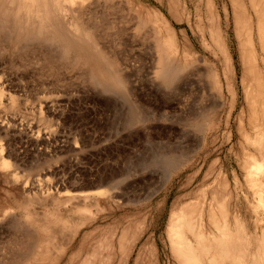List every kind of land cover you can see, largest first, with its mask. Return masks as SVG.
<instances>
[{
    "label": "rangeland",
    "instance_id": "rangeland-1",
    "mask_svg": "<svg viewBox=\"0 0 264 264\" xmlns=\"http://www.w3.org/2000/svg\"><path fill=\"white\" fill-rule=\"evenodd\" d=\"M87 1H90V0H87ZM91 1H94V2L97 1L101 5L104 2L103 7H102L104 9H105V6H107L105 2L111 4L113 1H115L116 2L115 5L117 4V2L118 3L121 2V4H123L122 8L126 12L125 13L124 11H122L124 12L123 14L129 15L130 13L131 14L134 13L133 15L138 17L136 18L132 15L134 18H136V19L133 18L134 20L133 25L136 24V22H139L141 20L138 15L139 14L138 9L148 8L151 14H153L154 11L158 10L157 12L162 14V16L160 15L159 20H158L159 22L157 21L158 18H155L156 21L158 22L157 25L159 24L158 26L161 27L160 28L161 30H163V28L165 27L163 32L165 31H168L169 33L173 32L174 37H175L173 39H176L175 42H173V39H172L173 35L171 33L170 35H168L169 33L167 32L168 33L167 34L165 32L166 34L164 38L167 39L166 35H168L169 37L171 36L170 38L169 37L168 38L173 42V43L170 42V40L168 39L169 43H171L168 46L172 45V48H170L167 46V44L169 43H164L166 41L162 35V38L164 39V42L162 41V44L164 45V47L167 46L168 48L173 49V52L174 50L176 51L175 52L176 54L175 53L171 54L172 58L175 55V58L173 60H176L177 56H178L177 59H179L184 55V57H186V62L184 61L185 58L183 57L182 63L184 61V64L186 63L187 66L189 64H192L191 66L189 65L188 67L189 69H194L192 70L193 72L196 70L195 73H197V69L201 67L200 65L204 64L203 66L205 65L208 66V63L209 65L210 63H214L212 64L214 70L218 72L219 76L221 77L223 76L222 77L223 79L227 75H228L227 77H229V72L233 71L236 74L235 75L236 77L234 78L235 80L232 81L233 78H231V76L229 78L232 81L231 82L232 86L235 87V89L237 88L238 90V95L236 99L238 102L236 101L237 103H236V108L234 110V113L238 114V111L241 112V109L243 108V114L245 117H247L248 106L246 105L247 102L246 100L244 101L243 95H242L241 70H240L241 64L238 61V58H239V54H238L239 44L238 43L240 40L239 38L242 39L243 36L242 37L240 36L239 38L238 36L242 35L243 33L245 34L250 33L249 35L251 36L254 35L252 36V38H254L253 39L254 48L256 51V48L259 42V40H257L259 38L258 36L259 32H257L258 31L257 30L258 21H256L257 20L256 18L259 19V17H261V15L264 12L263 10L264 0H254V1L253 0H234V1L233 0H91ZM158 1L160 2L163 1V4H160ZM240 1H242L243 3H241ZM167 3H173L172 5L173 6L175 5L173 9L175 11L176 17L174 16L172 17L171 14H169L170 12L166 10ZM242 4L245 6L244 7L246 9L245 11H244V8L242 7L243 6ZM235 5H238V6H235ZM239 5H241L240 8H239ZM250 5L253 6V9H251L252 7ZM116 6L118 7V9L121 8L120 7L121 5L120 6L116 5ZM233 6L235 8L238 7L239 11L237 8H236L237 10L235 8L234 10H232ZM241 7L243 10H240ZM258 8L261 10L260 12L258 11L259 10ZM106 9H105L106 10L105 12L108 13L106 15L108 16L109 14L111 15L112 12H110L108 8ZM231 10L233 12H231ZM237 12L239 13L238 16L235 14L232 15V13H237ZM255 12L258 17L255 16L256 15ZM131 14L129 15V17L132 20ZM234 15L237 18L235 17L232 18V16ZM239 15L241 17H239ZM109 17L110 18L113 17V13ZM162 17H164L165 19ZM153 18H154V14H153L152 19ZM238 18L243 20L241 21L244 23L243 25L239 24L240 20L238 24L236 23L235 25V22H236L235 19H238ZM137 19L139 21H137ZM212 19H213V23H212ZM160 21L162 22L167 21L168 23L167 22L166 23L169 26H171V30L169 27H168L169 28L168 30L166 26H164L165 23L160 24L161 23ZM210 21L211 23L209 24ZM250 21L252 24L251 27H249V25H251L249 24ZM131 24L130 25L129 23L127 24V26L128 25L130 26V28L128 29L134 30V27H132ZM146 25H148V27L145 26L146 28H148V30L150 29V31H154V32L156 31V30H153L155 28H154L153 23H151L150 21H148V24L146 23ZM237 25H238V28L241 26L243 27V29L241 27L239 28V30L241 31L234 29L235 27L237 28ZM245 25L248 26L249 29H247ZM255 25H257V29L255 28L256 27ZM145 27L143 30H141L142 28L139 29L137 28V25H136L135 30L134 31L132 30L133 31L132 33L134 34L132 35V40H133V37H135V35L138 34L137 37H135V40L133 41L134 43L132 42L130 38L131 34L129 35V31L128 32L126 31L128 34L127 35H125L124 33L123 34L124 36L129 38L130 40L129 43L127 42L128 41L127 38L124 37L127 40L125 41V39L123 38V34H122L121 35L122 37L121 36L119 37L120 39H124L123 42L122 40H120L119 42V40L117 39L119 37H117L113 41L112 39L114 38L110 36L109 41L108 39L106 40V38H103V39H100V42H99L101 43V45L98 44L99 46H103L102 44H104L103 48L104 47L106 48V45H108L107 49H105V51L107 50L108 54L109 52H111L109 51L110 49L112 50V52L115 51V49H117L116 51L117 53L119 52L118 54H116V52H113V53L111 52L110 56L113 55L112 56L113 59H116V58L118 59L117 61L115 60V62H117L116 64H121L120 65L121 67L119 68L118 67L119 65H117V67L120 69L121 72L123 70V72L126 73V74L124 73L126 78L129 76V78L127 79V82L129 85L128 84L127 85H128V88H130V90L126 88V91H124L125 96L123 92H121L123 94L119 92L120 95L118 92H115V93L111 92V94L106 91L103 92V90L99 86L97 85L95 86L94 84L93 86L92 83L86 82L83 79H82V82L86 84L88 83L89 85L81 83L80 79L83 78L81 76L83 72V68H81L80 66H75V65L73 66L68 61L61 59L60 52L62 51V49L60 48L62 47L59 46L57 43H56L57 44L56 46L54 45L55 43L53 44L51 42V44L54 45L52 46L54 51L57 50L56 53H54V51L53 52L50 51L49 48H52V47H49L50 46L49 43L48 45L46 43L45 44L41 43L42 41L41 42L38 41L37 47L39 48L37 50H41V51L34 50L35 53L38 52V55L35 54L34 51H30L29 53V51L24 50L22 54L21 52L18 53L19 50H17V53L20 54V55H17V57L15 53H13V52H16V50L13 51L14 50L13 48L8 47L7 45L6 46L4 45V46L8 49L4 48V46L0 47L3 50L2 51L0 49V54H2L0 55V57L2 56L1 57L2 59H0V63H1L0 64V90H2L1 94L4 91L3 93L4 95L3 94L1 95L0 123L3 122V120L7 122V124H5L6 122H3L4 125H7V128H2L0 126V157H1L0 160L2 159V157L8 160L7 162L8 164H6V166L0 167L1 168L0 169V196L2 195L0 197V202L2 200L0 204L3 203L2 206H0V209H1L0 210V236H2L0 237V240H1L0 252L2 251L1 252L2 254L0 253L1 254L0 264H6V262H2V259L3 261H6L5 259L10 260V257L12 255L7 252V247L11 245V242H9L10 240L7 241L10 231H13L14 229V231L11 232L9 236L11 235L17 236V233L19 236H21L22 235L21 232L25 228L24 226H23L24 228L22 227V223L23 222L25 223V221L24 220L22 221L21 220L22 218H18V217L24 218L25 212L28 210L27 208L32 209V207H34V210L36 211V213L37 212L39 213L38 208L41 207L40 213L42 212V214H44L45 211L48 214L47 208L49 207L51 208V210L53 209V207L50 206V204L53 205L52 204L53 201L49 200L50 198L48 199L49 200L48 201L45 196L46 193L48 192L52 193V195L54 194L53 196H51V198L52 197L55 198L54 197L55 195L56 197L63 198L64 196H68L70 194L83 193L87 191L88 189L89 190L92 189L91 187L86 186L87 183H90V181L93 182V181H97L98 179L99 180L109 179L110 181H112L114 177H118L119 179L123 177L124 179L121 180L122 179L121 178L120 182L124 183V186L126 187V190H127V194H129L135 200L140 199L141 195H142L141 198H143L147 194V192L150 193V194H147V196L148 195L149 196L144 202L138 201L139 205H138V202H135V204L132 203L130 205L126 204L120 208L114 209L113 212L115 211L116 212L110 213L109 216L105 220H101L102 222L96 221L91 226H86V227L81 228L80 230L81 239L80 240H82V243L79 240L80 238V235H79V237H77L76 239L77 241L75 240V244L76 243L77 245L79 244L83 245L84 243L85 244L84 246H82V248H80L81 250H79V253H77V256L75 255L76 257L75 256L73 257L76 259L72 258L73 261L71 260V262L67 264H79V262L80 264H82L83 262L82 257L85 261H87V264H91V261H93L92 264H97V263L100 264V260L101 261L106 260L107 264L117 263L118 258H119L118 257L119 254L117 250H119L120 246H119V242L116 241L118 240L116 236H119L118 235L119 231L122 229L123 226H125L124 225L125 223L129 224L131 221H133L132 222V225H133L134 221L136 220H138L139 223L136 221V223L134 224L137 225L138 223L140 225V228L142 226V229L145 228V230L142 231L141 229L142 233L140 235V238L137 240L135 244L136 247L134 248V252L130 256L131 259L128 262L126 261V264H132L133 258L139 248L138 246H140L141 243L147 239L152 241L153 245L155 246L154 248L156 252L157 264H175V263L180 264V261L172 254L171 246L169 244L170 242H168L169 239L167 240V237H168L167 235V223L168 222L167 221L170 217L171 211L173 210L172 208L173 206H175L177 210V208L179 209L184 204L183 202H185L186 200L193 201L198 198V195L202 190H201L200 184H198V181L194 180V177H195L197 168L200 167L199 165H204L200 173V175L201 174L203 175L204 170L206 168L205 165L208 164V162L210 163L211 160L212 161L214 159L216 160L218 157V159L215 162V167L218 170L222 169V172H225L224 170H227V172H230L229 173V183H230L229 189L232 191L231 193H233V195L236 196V193L241 190L240 186L244 187L243 185H240V183L244 184L245 182V179L243 178L244 177L243 172L240 168L239 159L237 158L236 154H234L235 153L234 151H236V148H239L238 138L235 135L233 139H231L232 141L231 140L226 141V137L224 136L227 133L226 130H228V134H229L231 129H234V127L237 126L236 124H238L239 122L238 115L236 116L233 113L232 117L234 115V118L231 117V120L233 119L231 121L232 123L230 122L231 124L228 126L226 125V123L225 124L223 123V120L225 119H223L222 116L224 117L226 115V111L230 107V106L228 107V105H231V102H232V97L229 96V94L227 93L224 94L225 100H226L224 101V104H227V103L228 104L223 105V107L222 106L220 107L219 113L221 112L222 114L220 113L219 115L218 113L219 117L218 115L215 116V120L218 119L217 122H219L218 123L219 127L217 131L215 132L216 133L215 142L210 147L211 155L209 154L206 157L207 159H204L205 157L202 155V152H200L199 153L200 155H196L195 157L192 158V161L194 164L192 169L178 171L174 173L173 176L167 182H165V184L162 183L163 182L162 180L164 179V175H165V171L163 170V168L166 169V166H165L166 156L165 155H167V153L169 154L168 151H173L174 149L178 150L179 152L174 150V152H176L178 155L180 154V149L182 150L183 148H185V146H187V144L190 142L189 140L194 141L193 136L191 139L189 137V135L194 133L193 131L194 128L192 132L189 131L193 126L189 124V121H188L189 119L187 118L189 117V115L191 116V113H192V112H189L188 110L191 111V109L194 106L197 108L196 100L199 101L200 98L198 97L196 98L194 95H191V94L192 93L197 94L194 88L196 87L198 88L200 86L198 83L199 81L198 82L196 81L198 80V78L195 79V77H198V75H194L195 73L193 74L192 72L190 74H193V76H191L190 78L189 76L187 77V79H189L188 80L189 86L187 85L188 81L185 82L186 85L184 84L183 82L184 80L181 81L183 82L182 86L180 84L181 82H179V84L177 85V87L179 86L178 88L181 87L180 88V90L182 89L181 91H183L184 89L182 87H186V86H188L189 88L192 87V90L189 88H185L184 91L186 90L185 91L186 94L185 93L183 94L181 91H179L177 87L174 88L175 92L173 91V89L172 90L170 89L171 93L174 92L173 94L167 91V87H164L163 84H161L159 80H157L154 77L153 70L155 69V67H153L152 69V66H153L152 63L154 64L155 62H152V59L154 58V60H156L155 57L157 56L156 54H158V52L156 51L158 49L157 48L155 49L156 41L153 42V40H155L156 38H151L152 41L150 39V36L154 34V32L148 33V31H144ZM250 28H253V29H250ZM139 31L148 33L149 36H147V34H144V33H142L141 35L140 34L141 32ZM143 34L147 36L145 37V40H143L144 38ZM236 34L238 36H236ZM245 34H243L244 37L245 36L247 37L245 38L243 37V40L241 41H244V39L246 40L249 37L247 34L246 35ZM155 35L156 34H154L153 36L156 37ZM235 36L237 39L235 38ZM141 39L143 41H141ZM219 39H222V41ZM116 40H117V45L120 44V46L119 45L117 47L115 46ZM217 40L219 42H217ZM124 41L128 46H126ZM220 41L222 42L221 44H219ZM246 41L244 42L246 43ZM108 42L113 43L114 45L112 44L110 45ZM174 44H176L175 46H177L176 47L177 50ZM225 44L227 47L225 46ZM246 44L245 46H249ZM46 46H48L49 48ZM55 46L56 48L57 47H60V48L56 49L54 48ZM37 47L35 44V49ZM43 48L45 49V51L49 50L50 52L49 51L47 52L51 54L53 53V55L57 54L58 56H55L57 57L56 62L62 61V62H59L61 65L56 66V65H59V63L56 64L55 62L54 64L53 62L50 65H53V64L54 65L53 66L49 65V67L51 68L49 69L47 67L46 69L44 66L46 65V63H44V56L42 55L43 52L45 53L44 50L42 51ZM185 50H186V53H188L189 55L186 54L185 56V54L182 53ZM252 50H253V47H252ZM5 51H8V52L6 53ZM257 51L258 52H256V56H257V53L259 55V48H257ZM27 52L31 54L30 55L31 57H27L29 55V54L26 55ZM39 52H40V55L43 56V57L42 56L40 57H42L43 59L39 58ZM168 52H171V51H168ZM5 53L8 54L9 56L8 55L5 56L6 55ZM33 53L39 59H41V60L38 59L39 62L37 61L36 57H33L34 56L32 55ZM194 53H195V56L193 58ZM21 54H22V57L24 56L25 58L27 57L28 59L30 58L31 60L29 59L30 60L29 61L27 60V58L24 60V57H23L20 61H17L16 59L19 56L21 58ZM226 54L228 55V59L231 62L229 64L230 66L228 67L226 63ZM115 55H118V56H115ZM190 55H192L191 58L193 59L196 58L195 64H193L194 63L193 59L191 60L193 63L191 61H190L191 63L189 62ZM198 55H200L201 57L200 56L198 57ZM4 56L5 58H7L8 61L4 58ZM188 58H189L188 60L189 64L187 62ZM257 58L259 62V60H261L260 59L261 57L258 56ZM11 59L12 60L15 59V60L12 61ZM181 59L179 61L176 60V64L184 65L180 63ZM2 60H5V61H2ZM199 60L202 63L199 62ZM204 61L206 62V64ZM40 63L43 66H41ZM196 64H197V69L196 67L195 68L193 67ZM215 64L217 65L215 66ZM259 64L260 63H258V65ZM246 65L250 66L251 61L247 63ZM68 66L70 70L68 69ZM42 67H44L47 72L45 71V69L43 70ZM52 67L53 68L58 67V69L54 68L53 70ZM59 67H62L61 68L62 70L59 69ZM64 67L65 69H68V70H64ZM55 69L58 71H56ZM225 69H227V71L229 72L227 73ZM67 71L69 72L72 71L71 73H75V74L79 72L78 74H80V77L78 74H77L78 76L77 75L75 76V74H71ZM223 72H224V75H223ZM231 72L230 74L233 73ZM249 75L250 74L248 73L246 75V78H249ZM192 77H194L193 80L195 79L194 80L195 83H193V80L191 81ZM205 79L207 78L202 79L203 80L202 82H204V84L208 82V80H206L207 81L206 82ZM249 79L247 80V82H249ZM233 82L235 83V85H233L234 84ZM190 83H193L195 85L190 84ZM177 89H178V93H177ZM187 89L192 91L191 94H188L190 93V91L188 92ZM214 91H212L211 93L213 95L208 93L207 97L210 98V99L208 98L209 100H211L212 98L213 99L215 98L216 101H218L217 100L219 99L218 94H215L218 91H215V92ZM179 92H181V95ZM208 92H210V90ZM198 95L199 94H197L196 96ZM168 96H170L172 100L169 99ZM192 96H194L195 98ZM227 96L230 98L227 99ZM165 97H167L168 100H171V101H168L167 98ZM184 97H186L185 101H187L188 99V102L186 103H184L185 101L181 102V100H184ZM235 98L236 97L234 96L233 101H235ZM192 99H194L193 101L196 102L195 103L196 105L194 104L193 107H192V104L194 102L191 103ZM166 100L172 105L171 104L167 105L169 104L167 102L164 103V101ZM201 101H199L200 102V104H198L199 107H201V104L203 103V100ZM229 101L231 102L229 103ZM135 104L142 110L137 109L138 107H136ZM182 104L184 106L183 107L184 113L180 112L182 111V108H181ZM185 106L187 108H185ZM129 108H131L133 112L139 110L138 112L140 113V115L142 114L143 118H141V116L138 113L140 117H137L138 119L133 118L135 120H131L132 110H130ZM195 109L194 108L192 109L193 113L196 112ZM221 109H224V110L221 111ZM140 110L142 113L140 112ZM184 110H186V112ZM128 112H130V114ZM179 113L182 114L183 116L182 115L180 116ZM185 113L186 115L189 114L187 115V118L185 117L187 119L185 121L186 123L183 121L185 118L182 120V117L186 116L184 115ZM170 115L173 117H171ZM178 115L181 117V119L180 117H178ZM128 117H129L131 124L128 122ZM169 120L170 122H168ZM133 121L135 122L133 123ZM180 122L181 124H184L183 127L184 129H186L185 131L182 130L181 127H179V125L181 126V124H179ZM166 124H170V125L173 124V126L171 127L169 126L171 129L168 130L169 127L167 128ZM187 126L191 128L188 129ZM179 131L182 133H180ZM187 131L190 133L189 135L185 134ZM183 133H184V136L180 135ZM185 135L189 137V139L188 137H186L188 140L185 138ZM193 135H195V133ZM168 137L170 140L168 139ZM166 139L169 141H167ZM184 139H186L185 144H184ZM165 140L167 143L166 142L163 143V141ZM192 143H189V144L191 145ZM218 143H221V144L219 145ZM165 144L168 145L169 148H167ZM162 145L164 146L163 148H162ZM229 145L231 146V148ZM227 147H229V149ZM166 148H167V151H166ZM161 149H163L162 153H160ZM227 149L230 151H228ZM164 150L167 153H163L165 152ZM225 156L227 157L225 158ZM153 157L154 158L156 157L155 159L157 161L153 160L154 159ZM160 157L162 158L160 159ZM201 157H204V158L201 159ZM220 161L222 162V164L225 163V165H223V166H226L225 168L221 166ZM37 163L39 164L41 163L40 164L41 166H39V164ZM217 165H219V168ZM236 166L237 167L239 166V167L237 168ZM1 172H3V175L1 174ZM7 173H10L13 175L16 174L17 177L15 179H17L16 180L17 182H15V180H12L13 177L10 178L11 180L9 178H6V176H8L6 175ZM112 173L115 176H113ZM10 174L8 177L12 176ZM233 175H236V176L233 177ZM111 176H112V179H110ZM6 181L8 182L6 183ZM5 185H7V189H8L7 191L10 192V196L8 195L9 192H7L6 190L5 191L7 193H4L5 192L4 189H6ZM156 185H158L159 188L156 187ZM210 185H211V180L205 183L203 186L204 188H206V186L209 187ZM1 186H3L2 189L4 187L5 188L2 190ZM120 187L116 189L120 190ZM152 188L153 189L156 188V189L153 190ZM12 189L13 190L16 189L17 192H14ZM26 189L29 191V192L27 191L29 196L27 195ZM38 191L41 192V194ZM33 193L34 195L37 194L38 196L37 197L34 196ZM42 193H44L45 195ZM188 193L189 195H187ZM13 194H16V196ZM30 194L33 195V196L31 195L32 196L31 198H29ZM133 194L134 195L136 194V196H134ZM248 195H249L248 198L251 201H253L254 198L253 200L251 199L252 194L249 193ZM22 196H23V200H22ZM39 196L43 197L46 203ZM234 196L233 198H235ZM33 197H36V198H33ZM27 198L28 200L34 199L36 201V202L34 201L36 204H33L34 202H32V200H29V201L25 200ZM16 199H18V201L20 200L19 205L22 204L21 206H18V209H17V206L15 207L16 205L15 202H18L16 201ZM50 201L52 203H49ZM209 201H210V197H207V202ZM27 202L31 204L29 205ZM37 202L38 203L41 202L42 206L38 204ZM199 202L200 203L198 204V206L201 207V204L203 205L204 203L202 201H199ZM44 204L45 205L47 204V206H43ZM191 205H195V204H191ZM5 206L6 207L8 206V207L5 208ZM141 206L143 207L141 208ZM42 207H43V211H42ZM115 207L117 206L115 205ZM44 208L47 210H45ZM50 208H49V211H50ZM19 210L23 212V214ZM228 210L231 216L232 213L234 212L232 204L230 205V208ZM145 211H146V214L144 213ZM42 214H40V216L46 215V214L44 215ZM144 214H145V217H144ZM248 215H249L248 216L249 224L247 225V228L249 230V233L251 234L253 230V225H254L252 221L254 222L256 216L250 215V214ZM2 216L6 218H3ZM16 221H19V222H16ZM13 222H16V224H13ZM260 222H263V220L262 221L260 220ZM19 223L21 225H19ZM1 224L3 225L1 226ZM8 225L11 228H9ZM259 225H260L259 227V230H260L262 223H260ZM5 226L7 228H5ZM20 226H21V229H20ZM15 227L19 231L15 229ZM140 228L139 226L138 228L134 227L135 229L134 232H137V230ZM82 232L83 234H85L84 232H86L85 239L84 238L82 239V236H83ZM105 234L108 237L105 236ZM102 236H104L105 238ZM11 237H9V239ZM2 238L6 239L7 242L4 240V243H3ZM101 240L102 242L104 240L103 242L104 245L101 242L100 248L97 249ZM105 241L106 243L108 242L107 245H105L106 244ZM2 243L4 246L2 245ZM109 246L111 248H109L108 250L107 247ZM117 247L118 249H116ZM101 248L103 249L100 250ZM113 248H114L113 254L115 255L114 256L115 259L113 258L112 254H109L106 257V254H107L106 250L110 251ZM112 252H108V253H112ZM4 254L5 255L7 254L6 256L8 258H6ZM88 254L90 255L89 257H88ZM103 255L105 257H103ZM86 256H87V259H85ZM108 257H111L112 260L111 258H108ZM97 258H99V261L97 260ZM109 259L112 262H109Z\"/></svg>",
    "mask_w": 264,
    "mask_h": 264
},
{
    "label": "bare ground",
    "instance_id": "bare-ground-1",
    "mask_svg": "<svg viewBox=\"0 0 264 264\" xmlns=\"http://www.w3.org/2000/svg\"><path fill=\"white\" fill-rule=\"evenodd\" d=\"M233 1H231V2H233ZM95 2H97V1H95ZM95 2L91 1V0L90 1H87V0H82V1H80V0L79 1L78 0L77 1H75V0H0V47L7 45L8 47L13 48L14 49L13 51L16 50V52H13L12 50L11 51L13 53H15V55L17 57V55H20L18 53L19 52L22 53V52H24V50L29 51V53H30V51H34V50L36 51L39 48V47H37L38 41H40V42L42 41L41 43H44V44L49 43L50 44L49 47H52L54 45L57 46V44H58L59 46L62 47V48L57 47L58 49L59 48L62 49V51L60 52L61 53L60 54L61 59L68 61L73 66L75 65V66H80L81 68H83V72L81 70V72H82L81 76L83 78H81V79L79 78L81 83H84V82H82V79H83L86 82L92 83V85L94 84L95 86L96 85L99 86L103 90V92L106 91V92H109L110 94H111V92H114V93L115 92H118V93L123 92L124 93V91H126V88L130 90V88H128L129 84L127 82V79L129 78V76L126 78L124 75L125 72H123V70H122L123 73L120 71L119 68L121 67L120 66L121 64H116L117 62H115V60L117 61L118 59L117 58L113 59V57H112L113 55L110 56V53L112 52V50L111 49L109 50V51H111V52H109V54L107 53V50L105 51V49H107L108 45L105 44L106 48L105 47L103 48L104 44H102L103 46H99L98 44L101 45V43H99L100 39L106 38V40L108 39V41H109V37L111 36L112 38H114V39H112L114 41L117 37L121 36L123 33L125 35H127L128 31H129V35L131 34L130 38L132 40V35H134L132 32L135 30V26L137 25V28H139V29L142 28L141 30H143L145 26L148 27V25H146V23L148 24V21H150L154 25L155 29H153V30H156V31L155 32L150 31V29L148 30V28H146V27H145L144 31H148V33L154 32V34H156L155 35L156 37L153 36L154 34H152V35L150 34L152 36V37L150 36V39L156 38L155 40H153V42L156 41L155 49L156 48L158 49L157 51L154 50V51L158 52V54L155 53L157 55L155 57L156 60H154V58L152 59V62H155L154 63L155 65L153 63H152L153 66L151 65L152 69H153V67H155V69L153 70L154 77L157 80H159V82L161 84H163L164 87H167V91L170 92V89L171 90L173 89V91L175 92L174 88L177 87L179 82L184 80L183 82L185 84V82L189 80V79H187V77L189 76V78H190L191 76H193V74L195 73L196 70L193 72L192 70H194V69H189L188 66L192 65V64H189V62L194 58L195 53L193 55V58H191L192 55H190L189 56L190 60H189V58L187 59V62L189 60L188 66L186 63H185L186 65L184 64V61L186 62V57H184L183 54H185V56H186V54H188V53H186V50L184 51L185 53L182 52L183 56L182 57L180 56L182 59L181 58L177 59L178 56L176 58L177 61H179L181 59L180 63H182V60L184 57L185 60L182 63L184 65L176 64V60H173L175 58V55L173 56V58L171 55V54H174L176 51L174 50V52H173V49H170V48H172V45L168 46L171 44L168 41V39L171 37V36L169 37L168 35H170L171 32L169 33L168 31H165L166 33L167 32L169 33V34L167 33L168 35H166V37H167V39H166V38H164L166 33L163 32L165 27L163 28V30H161L160 29L161 27L158 26L159 24L157 25V23L159 22L158 20H159L160 15L162 16V14L157 12L158 10L154 11L155 13L153 12L154 18L152 19L153 14H151L149 12L148 8H145V9H138L137 8L138 13H139L138 15H139V18L141 20L139 21L137 19V21H139V22H136V24L133 25V23H134L133 18L136 16L133 15L134 13H132V14L130 13L131 18H132V20H131L129 17L130 10L128 12L129 15L123 14L125 12V10L122 8L123 4H121V2H119L120 4L118 2L116 4L118 6L121 5L120 6L121 8H119V9L115 5V3H116L115 1H113L112 3L110 2L111 4L105 2V4H107V6H105V9L108 8L110 10V12L113 13V17H111V18L109 16H111L112 13H111V15L109 14V16H108V15H106L108 13L105 12L107 9L105 10L104 8H102L104 2L102 5L98 2H97L98 4ZM158 2L160 4H163V1L162 2L158 1ZM240 2L243 3L242 1H240ZM233 3H235V2H233ZM172 4L173 3H167L166 4L167 9L166 8L165 9L168 10V12H170L169 14H171L172 17L173 16L176 17L175 11L173 9L175 7V5L173 6ZM235 6H238V5H235ZM240 6L241 5H239V8H240ZM250 6L252 7L251 9H253V6L252 5H250ZM100 7L102 8V10ZM230 7H231V5H230ZM242 7L244 8L245 6L243 5ZM242 7L240 10H243ZM234 8L235 7L233 6L232 10H234ZM236 8L239 11V8L238 7H236ZM98 9H100L101 11ZM232 10H231V12H233ZM245 10L246 9L244 8V11ZM122 11H124V12H122ZM213 11H214V9H213ZM258 11L260 12L261 10L259 9ZM135 13H137V12H135ZM225 13H226V11H225ZM233 14L238 16L239 13L238 12L232 13V15ZM255 14H256V12H255ZM263 14H264V12H263ZM263 14L261 15V17H259V19L258 18H256L257 20L255 19L256 21H258V23H257L258 29H257V25H255L256 27L254 26L258 30L257 32H259V35H258L259 38L257 39L260 42V43L258 42V46H257V48H259V55L257 53V56H256V52H258V51H257V48H256V51L254 48V40H253L254 38H252V36H254V35L251 36V35H249L250 33H248V34L246 33L249 36L246 39L247 41L244 39V41H246V43H248V44H246L244 41H241V40H243V37H244L243 34H245V33H243L242 35H239V36L236 34V36H238V38L240 36L241 37L243 36L242 39L241 38H239L240 40L238 39L239 40V43H238L239 44L238 45L239 46L238 61L241 64L240 70H241L242 95H243L244 101L246 100V102H247L246 105L248 106L247 117H245L243 114V108L241 109V112L238 111V114L234 113V110L236 108V103L238 102L236 100L237 95H238V90H237V88L235 89V87L232 86L231 82L235 80L234 78L236 77L235 76L236 74L233 71H232L233 73L230 71L232 73V74H230V72L227 71V69H225L227 71V73L229 72V77L231 76V78H233V80L231 81L230 78L227 77L228 75L224 79L222 78L223 76L221 77L218 75V72H216V70H214V68L212 66V64H214V63H210V65L208 63V66H206V65L203 66L204 64L203 65L199 64L201 66V67L198 66L199 70L197 69V64H196L195 66H193L194 68L196 67V69H197V73H195L194 75H198V77H195V76L194 77H195V79L198 78V80H196V81L197 82L199 81L198 83H199L200 87H198L199 90L197 87H196L197 89L196 88H194V89L196 90L195 92H197V94H199V95L196 96L197 94H195V93L191 94L192 91H190L188 89L187 90H188V92L190 91V93H188V94L194 95L196 98L197 97L200 98L199 101L203 100V103L201 104V107H199L198 104H200V102L195 99L197 101V105H196L195 104L196 102H194L193 101L194 99H192L191 103L194 102L192 104V107L195 104L198 109L194 106L193 108L194 109L196 108L195 109L196 112L193 113V111H192L193 108L192 109L190 108L191 111L190 110H188V111L192 112L191 116L189 114H187V115H189V117L187 118V115L185 113L184 115H186V116L182 117V120L185 117L187 119H189L188 120L189 124L191 126H193L192 128L190 127L191 129L187 126L188 129H190L189 131L192 132V130L194 128L193 131H194L195 135H193L194 133L189 135L190 133L188 131L185 133L186 135H189L190 139L193 136L194 141L189 140L190 141L189 143H192V141H193V143H192L193 145L191 144L192 145L191 146L187 142L190 146L187 144V146H185V148H183L182 150L180 149V154L177 155V153L174 152L175 149L173 151H168L169 152V154H168L166 151H167V148H169V146L165 144L167 146V148H166V151L164 150L165 152H163V153H167V155H165L166 156V161H165L166 162V165H165L166 169L163 168V170L165 171V175H164L163 180L161 178V180L163 181L162 183H164V184L173 176L174 173H176L178 171H182V170L192 169L194 166L192 158L195 157L196 155H200L199 154L200 152H202V155L205 157V158L201 157V159L202 158L207 159L206 157L211 152L210 147L213 145V143L215 142V139H216V136H215L216 133L215 132L217 131V129L219 127V124H218L219 122H217L218 119L215 120V116L218 115V113L220 111L219 109L221 106L223 107V105L228 104V103L224 104V101H226L224 94L227 93V94H229V96L232 97V102L229 101V103L231 102V105H228V107L230 106L228 108V110L226 109L227 111H226V115L224 116L225 118L222 116V118L225 119V120H223V123L224 124L226 123L227 126L230 125L232 123L231 121L233 120V119L231 120L233 113L236 116L238 115L239 122H238V124H236L237 126L235 125L236 127H234V129H231L229 134H228V130H226V132H227L226 135L227 134L228 135L227 136L224 135V136L226 137V141L233 139V137L235 135L238 138L239 144L238 143L237 144L239 145V148H236V151H234L235 152L234 154H236L237 158L239 159L240 168L243 172V176H244L243 178L245 179V182H244V184L240 183V185H243L244 187H241L239 185L241 190L236 193V196H234L233 193H231L232 191L229 189V187H230L229 173L230 172H227V170H224L225 172H222V169L218 170L215 167V162L218 159L217 156H216L217 157L216 160L215 159L213 161L211 160L210 163L208 162V164L205 165L206 168L204 170L203 175L202 174L200 175V173H201L204 165H199L200 167L197 168L196 174L194 173L195 174L194 180L198 181V184H200V187L202 190L198 195L199 199L197 198L196 200H193L194 202L192 200H190V201L186 200L185 202H183L184 204L182 203L183 205L179 209L177 208V210H176V207L173 206V204H172L173 210L171 211L170 217L167 221L168 222L167 223V235H168V237L167 236L166 237H167V240L169 239L168 242H170L169 244L171 246L172 254L180 261V264H264V16H263ZM135 15H137V14H135ZM226 15H227V13H226ZM235 15L232 16V18H234ZM255 16H257V14ZM239 17H241V16L239 15ZM136 18H138V17H136ZM136 18H134V19H136ZM155 18H158L157 19L158 22L156 21ZM162 18H164V17H162ZM235 18H237V17H235ZM243 18H244V16H243ZM209 20H210V18H209ZM235 20H236L235 25H236V23L238 24L239 20H240V22H239L240 25L244 24L243 22H241L243 20H241L239 18L235 19ZM244 20H245V18H244ZM160 22H161L160 24L165 23L164 26H166V28L168 30H169V28L171 30V26H169L167 24L168 23L167 21H165V22L160 21ZM253 22H254V20H253ZM128 23H129V25L132 23L131 26L134 27V30L132 29L133 31L128 29V28H130L129 25L127 26ZM210 23H211V21L209 22V24ZM212 23H213V19H212ZM249 24H251V21ZM246 25H245V27L247 29H249L248 26H246ZM251 26H252V24L249 25V27H251ZM239 28L237 25V28L235 27L234 29L241 31V30H239ZM241 28L243 29V27H241ZM250 29H253V28H250ZM160 31L162 32V34ZM139 32H141L140 33L141 35H142V33H144V34H147V36H149L148 33H145L143 31H139ZM234 33H236V32H234ZM251 33H253V32H251ZM124 34H123V38L124 37L127 38L128 41L125 38L124 39H125V41H127L129 43V41H130L129 38L124 36ZM135 34H137V33H135ZM171 34L173 35L172 39L175 38L174 33L172 32ZM218 34H219V32H218ZM137 35H135V37H137ZM162 35H163V38L165 39L166 42H164ZM140 36H139V38H140ZM147 36L144 35L143 40H145V37H147ZM236 36H235V38H236ZM135 37H133L132 42L135 40ZM245 37H247V36H245ZM139 38H137V39H139ZM216 38H218V37H216ZM117 39L119 40V42H120V40H122V42L124 40V39H120V37ZM143 40L141 39V41H143ZM175 40L176 39H173V42H175ZM219 40L222 41V39H219ZM125 41H124V43H125ZM151 41H152V39H151ZM162 41L164 43H169V44H167V46L170 48H168L166 46V44H165V46L168 49L166 47H164V45L162 44ZM221 41L219 44L222 43ZM51 42L53 44L54 43L55 44L52 45ZM144 42H146V41H144ZM144 42H142V43H144ZM170 42H172V41L170 40ZM217 42H219V41L217 40ZM108 43L110 45L111 44L114 45L113 43H110V42H108ZM35 44L37 47L36 49H35ZM233 44H234V42H233ZM245 44L249 45V46H245ZM118 45L120 46V44H118ZM118 45H117V40H116L115 46L117 47ZM175 45L176 44H174V46ZM5 46H4V48H6ZM56 46L54 48H56ZM123 46H124V44H123ZM126 46H128V45L126 44ZM225 46H226V44H225ZM255 46H256V44H255ZM46 47H48V46H46ZM176 47L177 46H175V48ZM252 47H253V50H252ZM110 48H111V46H110ZM0 49L2 50V48H0ZM6 49H8V48H6ZM49 49L52 52L54 51L53 47L49 48ZM17 50H19L18 53H17ZM43 50L45 51L44 48L42 49V51ZM167 50L171 51L173 53L168 52ZM176 50H177V48H176ZM35 51H34V53H35ZM37 51H41V50H37ZM47 51H49V50H47ZM47 51H45V53L43 52L42 55L44 56V63H46V65H44L45 68L47 69V67H48L50 69L51 67H49V65L52 64L53 62L55 64V62L57 61V57H55V56H58V55L57 54L53 55V53L51 54V53H49L50 51L49 52H47ZM116 51H117V49H115V51H113V52H116ZM5 52L7 53L8 51H5ZM56 52H57V50L54 51V53H56ZM29 53L27 52L26 55ZM34 53L32 55H34ZM118 53L116 52V54H118ZM22 54H21V58L19 56L16 59L17 61H20L24 57V56L22 57ZM35 54L38 55V52ZM0 55H2V54H0ZM7 55L8 54H6L5 56H7ZM30 55L31 54H29L27 57H31ZM42 55H40V52H39V58L43 59ZM5 56H4V58H5ZM40 56H42V57H40ZM115 56H118V55H115ZM199 56L200 55H198V57ZM258 56L261 57L260 58L261 60H259V62H258V58H257ZM1 57H0V59H2ZM13 57H14V55H13ZM33 57H36V59L38 61L39 58L36 55H34ZM26 58L24 57V60ZM5 59L7 60V58H5ZM29 59L27 58V60H29ZM36 59H35V61H36ZM41 59H39V60H41ZM14 60H12V61H14ZM193 60H194L193 61L194 63L192 61L191 62L193 64H195L196 58ZM2 61H5V60H2ZM250 61H251V65L250 66L246 65ZM59 62H62V61H59ZM59 62H56V64H58ZM199 62H201V61L199 60ZM22 63H21V65H22ZM226 63H227V67L230 66L229 64L231 62L229 61L227 54H226ZM258 63H260V64L258 65ZM205 64H206V62H205ZM40 65H41V63H40ZM53 65H50V66H53ZM60 65L61 64L59 63V65H56V66H60ZM117 65H119L118 66L119 68L117 67ZM216 65L217 64H215V66ZM41 66H43V65H41ZM231 66H232V64H231ZM42 68H43V70L45 69L44 67H42ZM54 68H56V67H54ZM54 68H53V70H54ZM61 68L62 67H59V69H61ZM46 69H45V71H46ZM56 69H58V67ZM68 69L70 70L69 66H68ZM68 69H65V67H64V70H68ZM56 71H58V70H56ZM67 72H69V71H67ZM71 72H69V73H71ZM192 72H193V74H190ZM248 73L250 74L249 75L250 79L246 78V75ZM71 74H75V73H71ZM77 74H75V76ZM237 74H238V72H237ZM78 75L80 77V74H78ZM223 75H224V72H223ZM72 76H74V75H72ZM194 77H192L191 81L193 80ZM204 78H207V79H205V81L208 80V82L206 81L207 83H205V84H204V82H202L203 81L202 79H204ZM248 79H249V82H247ZM129 80H131V79H129ZM194 80H193V83H195ZM183 82L180 83L181 86H182ZM188 83H189V81L187 82V85L189 86ZM193 83H190V84H193ZM84 84H86V83H84ZM200 84H202V85H200ZM193 85H195V84H193ZM233 85H235V83ZM188 86L182 87V88H184V89L189 88ZM180 88H178L179 91L182 90V89L180 90ZM178 89H177V93H178ZM184 89H183V91H184ZM189 89L192 90V87ZM209 90H210V92H208ZM214 90L218 91L217 93H215V94H218V98H219V99H217L218 101H216V99L215 98L213 99L212 97H211L212 99L209 100L210 98L207 97L208 93L211 94L212 91H214ZM1 91L2 90H0V104H1V95L4 93V91H3V93L1 94ZM183 91H181V92L183 94L184 93L186 94V92H185L186 90L184 92ZM181 92H179L180 95H181ZM120 93H119V95H120ZM123 93H121V94H123ZM173 93H171V94H173ZM211 95H213V94H211ZM124 96H125V93H124ZM194 96H192V97H194ZM234 96L236 97L235 101H233ZM186 97H184V100H181V98H180L181 102L185 101ZM165 98H167V97H165ZM168 98L171 99L170 96H168ZM168 98H167V100H168ZM229 98L230 97L227 96V99H229ZM167 100L164 101V103L167 102ZM171 100H168V101H171ZM186 102H188V99L184 103H186ZM167 103H169V102H167ZM170 104L171 103H169L167 105H170ZM3 106H5V105H3ZM135 106L138 107L136 104H135ZM181 106H182L181 107L182 111H180V112L182 113L184 106H183V104ZM185 108H187V107L185 106ZM199 108H200V110H199ZM240 108H241V106H240ZM129 109L132 110L131 108H129ZM137 109H141V108L138 107ZM188 109H189V107H188ZM141 110H140V112H141ZM222 110H224V109H221V111ZM237 110H238V108H237ZM138 111L139 110H137L135 112H133V110L131 111L132 112L131 113V115H132L131 120H135L133 118H137L140 116H141V118H143L142 114L140 115V113ZM184 111L186 112V110H184ZM128 113L130 114V112H128ZM138 113L140 116L138 115ZM220 113H219V115H220ZM179 115L181 116L182 114L179 113ZM179 115H178V117H180ZM219 115H218V117H219ZM171 117H173V116H171ZM171 117H169V118H171ZM186 118L183 120L184 122L187 120ZM232 118H234V115ZM180 119H181V117H180ZM180 119H179V121H180ZM177 120H178V118H177ZM3 122H6V121L3 120ZM3 122L0 123V126L2 128H7V125H4ZM128 122L130 123L129 117H128ZM134 122L135 121H133V123ZM168 122H170V120ZM5 124H7V122ZM179 124H181V122ZM166 125H167V128L169 126L170 127L173 126V124H171V125L166 124ZM183 125L184 124H181V126L179 125V127H181V129L185 131L186 129H184ZM226 125H224V126H226ZM170 127L168 128V130L171 129ZM182 130H180V131H182ZM180 133H182V132H180ZM180 135L184 136V133L180 134ZM186 135H185V138L188 137ZM189 137H188V139H189ZM168 139H169V137H168ZM186 139H184V144L186 142L185 141ZM222 139H221V141H222ZM166 140L163 141V143H165ZM169 140H167V141H169ZM223 143H222V145H223ZM218 144L220 145L221 143H218ZM227 146H228V144H227ZM163 147L164 146L162 145V148ZM172 148H171V150H172ZM227 148L229 149V147H227ZM230 148H231V146H230ZM162 150L163 149H161L160 153H162ZM219 150H220V148H219ZM175 151H178V150H175ZM228 151H230V150H228ZM226 157L227 156H225V158ZM155 158L153 160H156ZM161 158L162 157H160V159ZM199 158H200V156H199ZM7 162H8V160H6L4 157H2V159L0 160V167L6 166V164H8ZM231 162H232V160H231ZM37 164H39V163H37ZM40 164H39V166H41ZM220 164L222 167H224V168L226 167V166H223V165H225V163L222 164L221 161H220ZM217 166L219 168V165H217ZM1 174L3 175V172H1ZM9 174L10 173H7L6 175L9 176ZM10 175H12V176H10V177L6 176V178L10 179L11 177H13L14 179L12 178V180H15V182H17L16 181L17 179H15L17 177L16 174H14V175L10 174ZM112 175L115 176L113 173H112ZM116 175H118V174H116ZM234 176H236V175H233V177ZM114 178H115V180H114ZM114 178L112 181H110L109 179H104V180L98 179L97 181H93V182L90 181V183H87L86 186L91 187L92 189H90V190L88 189L87 191H85L83 193L70 194L68 196H64L63 198L62 197H60V198L56 197V195L54 196L55 198H53V197L51 198V196H53L54 194L52 195V193L48 192L45 195L44 193H42L46 196L47 200L50 198L49 200L53 201V203L51 201L49 202V203L53 204V205L50 204V206H52L53 209L51 210V208L49 207L50 208V211H49V208H47L48 210L44 208L45 210L48 211V214H49L48 215L45 211V213L44 212L43 213L46 215H44V214H42V212L40 213L41 207L38 208L39 213L44 215V216H40V214L38 212L36 213V211L34 210V207H32V205H31L32 209L27 208L28 210L25 212L24 218L18 217V218H22L21 219L22 221L23 220L25 221V223L23 222L25 225L22 223V227L24 226L25 228L23 227L24 230L22 229L23 231L21 232V234H22L21 236H19L17 233V236L11 235L12 236L11 237L9 235L11 232L14 231V229L12 228L13 231H10V233L8 235V239H7V241L10 240L9 242H11V245L7 247V252L12 254V255L10 257V260L5 259L6 261H3V259H2V262H6V264H67V263H70L72 258L75 255L77 256V253H79V250H81L80 248H82V246H84V244H85V243L83 245L79 244L80 241L82 243V240H80L81 239V235H80L81 228L86 227V226H91L96 221L105 220L109 216L110 213L116 212V211L113 212L114 209H116V208H120L126 204H128V205H130L132 203L135 204V202H138V201L144 202L147 199V197L149 196V195L147 196V194H150L147 192V194L143 198H141L142 197V195H141L140 199L135 200L129 194H127V190H126V187L124 186V183L120 182V179L122 178L121 180H123L124 178L123 177H121L120 179L118 177H114ZM116 178H117V180H116ZM110 179H112V176ZM210 180H211V185L209 187L206 186V188H204L203 185ZM8 181H6V183ZM10 182H12V181H10ZM121 184H122V186H121ZM5 186H6V189H4L5 187L3 189H4V191L5 190L7 191L8 190L7 185H5ZM2 187L3 186H1V189H2ZM119 187H120V190L116 189ZM127 187H128V185H127ZM156 187H158V185H156ZM9 189H10V187H9ZM155 189H153V190H155ZM6 191L4 193L9 192V191H7V192ZM13 191L17 192L16 189ZM27 191L28 190L26 189V192ZM24 192H25V190H24ZM28 192H27V195L29 196ZM39 193L41 194V192H39ZM249 193L252 194L251 199L253 200V198H254L253 201H251L248 198ZM151 194H152V192H151ZM8 195L10 196V192L8 193ZM13 195L16 196V194H13ZM13 195H11V196H13ZM31 195L32 194H30L29 198H31L34 195V193L32 196ZM44 195H43V197H44ZM187 195H189V193ZM34 196L37 197L38 195L35 194ZM134 196H136V194ZM233 196L235 198H233ZM36 197H33V198H36ZM43 197H40V198L43 199ZM207 197H210L209 202H207ZM22 200H23V196H22ZM25 200H28V198ZM29 200H32V202L35 201L34 199H29ZM16 201H18V199H16ZM19 201L15 202L16 203L15 207L17 206V209H18V206L22 205V204L19 205ZM43 201H45V199H43ZM199 201H202L204 203L203 205L201 204V207L198 206V204L200 203ZM1 202H2V200H1ZM35 202L33 204H36ZM42 203H44V202H42ZM45 203H46V201H45ZM2 204H0V206H2ZM28 204L30 205L31 203H28ZM38 204L41 205V202H39ZM191 204H195V205H191ZM231 204H232L234 212L230 216L228 209L230 208ZM115 205L117 207H115ZM138 205H139V202H138ZM43 206H47V204L46 205L44 204ZM143 206H141V208ZM7 207L5 206V208H7ZM5 210H7V209H5ZM32 210H34V211H32ZM42 211H43V207H42ZM146 211L144 212L145 214H146ZM131 212H132V210H131ZM9 213H7V214H9ZM21 213L23 214V212H21ZM145 214H144V217H145ZM248 214L256 216L254 222L252 221V223L254 225H253V230H252L251 234L249 233V230L247 228V225L249 224L248 223V219H249ZM119 215H121V214H119ZM141 215H143V214H141ZM2 217L6 218L4 216H2ZM142 219H144V218H142ZM134 220H135V218H134ZM260 220L261 221L263 220V222H260ZM136 221L138 222V220H136ZM136 221H134V223H136ZM16 222H19V221H16ZM16 222H13V224H16ZM132 222L133 221H131L129 224L127 223L128 225L125 223L124 224L125 226H123L122 229L120 230L121 232L119 231V234L117 233L119 236H116L118 238V240H116V241L119 242L120 247H119V250H117L118 254H119L118 262L115 264H126V261L128 262L131 259L130 256L132 255V253L134 252V248L136 247L135 244H136L137 240L140 238L142 231L145 230V228L142 229V226L140 228V225L138 224L139 222L137 223V225L134 223L132 225ZM259 222L262 223L260 230H259V227H260ZM11 223H12V221H11ZM2 225L3 224H1V226ZM19 225H21V224L19 223ZM138 226L140 229H138L137 232H134V230H135L134 227L138 228ZM5 228H7V227L5 226ZM9 228H11V227L9 226ZM31 228H33V229H31ZM12 229H10V230H12ZM15 229H17V228L15 227ZM20 229H21V226H20ZM141 229H142V231H141ZM84 233L85 234H83V232H82V235H83L82 239L83 238L85 239L86 232H84ZM79 235H80V238H79L80 241L78 242V244L81 247L79 245H77V243L75 244V240L77 239V237H79ZM102 235H104V234H102ZM105 236H107V235L105 234ZM0 237H2V236H0ZM9 237H11V238L9 239ZM102 237H104V236H102ZM4 238H6V237H4ZM4 238H2L3 243H4V240L6 241V239H4ZM107 241H109V240H107ZM101 242H102V240L100 241L97 249L100 248ZM103 242H104V240H103ZM103 242H102V244H103ZM0 243H1V240H0ZM3 243H2V245H3ZM105 243H106V241H105ZM107 243L105 245H107ZM5 246H6V244H5ZM138 247L139 248H138V250H137V252L133 258L132 264H157L156 252H155V248H154L155 246L153 245L152 241L147 239V240L143 241L141 243V245ZM104 248H105V246H104ZM107 248L109 250V248H111V247L109 246ZM102 249L103 248H101L100 250H102ZM116 249H118V247ZM108 252H112V253H108ZM106 253H107L106 257L109 254H112L113 258L115 256L113 254L114 248L111 249L110 251L106 250ZM5 256H4V258H5ZM89 256L90 255L88 254V257ZM103 257H105V256L103 255ZM6 258H8V257L6 256ZM108 258H111V257H108ZM73 259H76V258H73ZM85 259H87V256L85 257ZM105 259H107V258H105ZM82 260H83V262L81 261L82 264H84V263L87 264V261H85L83 259V257H82ZM97 260L99 261V258H97ZM111 260H112V258H111ZM111 260L109 259V262H112ZM92 262L93 261H91V264H92ZM0 263H1V261H0ZM177 263H179V262H177ZM79 264H80V262H79ZM100 264H107V261L106 260H102V261L100 260Z\"/></svg>",
    "mask_w": 264,
    "mask_h": 264
}]
</instances>
